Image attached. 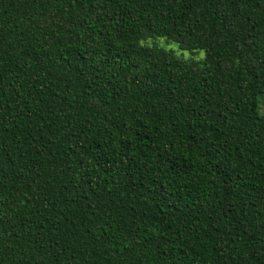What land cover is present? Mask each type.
<instances>
[{"label": "trees", "instance_id": "16d2710c", "mask_svg": "<svg viewBox=\"0 0 264 264\" xmlns=\"http://www.w3.org/2000/svg\"><path fill=\"white\" fill-rule=\"evenodd\" d=\"M262 97L264 0H0V264H264Z\"/></svg>", "mask_w": 264, "mask_h": 264}, {"label": "rangeland", "instance_id": "374dc122", "mask_svg": "<svg viewBox=\"0 0 264 264\" xmlns=\"http://www.w3.org/2000/svg\"><path fill=\"white\" fill-rule=\"evenodd\" d=\"M161 41H162V43H160V44H162V45H166V41H165L164 39L161 40ZM168 48H172V49L178 50V46L175 45V44L168 45ZM203 53H204V52H201V53H200V54H201V55H200L201 57L204 56ZM179 54H183L184 56L189 57L191 53H190V52L179 51ZM261 101H262L263 104H264V97L261 98ZM262 112H263V111H262Z\"/></svg>", "mask_w": 264, "mask_h": 264}]
</instances>
